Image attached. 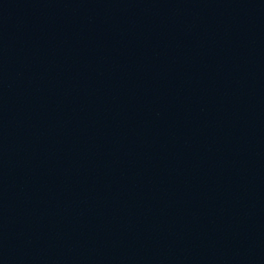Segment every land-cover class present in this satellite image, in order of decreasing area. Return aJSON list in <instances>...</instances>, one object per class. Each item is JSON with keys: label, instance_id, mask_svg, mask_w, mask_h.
Returning <instances> with one entry per match:
<instances>
[{"label": "water", "instance_id": "obj_1", "mask_svg": "<svg viewBox=\"0 0 264 264\" xmlns=\"http://www.w3.org/2000/svg\"><path fill=\"white\" fill-rule=\"evenodd\" d=\"M0 264H264V0H124L1 61Z\"/></svg>", "mask_w": 264, "mask_h": 264}]
</instances>
